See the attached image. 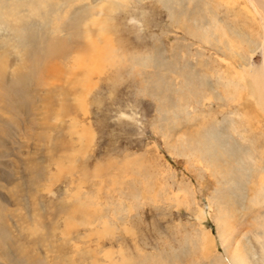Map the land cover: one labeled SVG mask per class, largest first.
I'll use <instances>...</instances> for the list:
<instances>
[{
  "label": "rangeland",
  "instance_id": "rangeland-1",
  "mask_svg": "<svg viewBox=\"0 0 264 264\" xmlns=\"http://www.w3.org/2000/svg\"><path fill=\"white\" fill-rule=\"evenodd\" d=\"M48 2L0 19V264H264V0Z\"/></svg>",
  "mask_w": 264,
  "mask_h": 264
},
{
  "label": "bare ground",
  "instance_id": "bare-ground-1",
  "mask_svg": "<svg viewBox=\"0 0 264 264\" xmlns=\"http://www.w3.org/2000/svg\"><path fill=\"white\" fill-rule=\"evenodd\" d=\"M19 1L20 0H14V3L7 4V7L5 5H3L2 3H0V19L2 21L5 22L6 19H7V17H9L14 12V10L16 9V7L18 5H22L23 7H25L26 8L25 11H26L27 14H29V15H33V14L38 15L39 12H40V10L44 9L48 5V3H49L48 0H28V1H23L22 2L23 4H20ZM71 1H73V0H59V2L62 5H64L66 2H71ZM55 2H56V4H58V0H55ZM107 2H108V4H110V6L112 8H117V6H119L117 4H114L113 3V0H107ZM86 10H84L83 15L81 16V23L79 25L83 24L85 22V20L90 15H91L90 17H92L93 19L91 21H88L87 23L83 24L84 25V27L82 26L84 28L83 30H80L82 27L80 28L78 26V28H75L74 31L73 30L71 31V29L68 30V28H66V26H63V23L62 22L59 24V26H58L59 30L61 32L66 33L67 34V37L66 38H63L62 37L63 39H54V40H52V42L50 44V56L47 55V58L43 62V59H44V57L46 55V53H45L43 55L44 57L42 56L43 58L41 60H39V63L40 64H42V62H43V67H42L43 69H44V67H47V70L50 72V70H52V68H50V64L48 65V62L50 61V59L51 60L54 59V58H63L64 59L65 57H67L71 53L70 50H71L72 47L70 48V46L68 45V43H69L68 39L69 38H72V37H80V38L86 39L89 42V44H92V48L90 50L91 53H92V56L93 55H98L99 46H97V42H98V39H100L102 37V35H103V29H102L101 26H99V28H98V25L97 24L102 22L101 21V17H100L102 11H101L100 8H98L97 10H93L92 12L90 10H87V11ZM97 15L99 16L98 20L96 19V16ZM111 15H112V13L109 12V14H108V18L109 19H110ZM11 28H12V26H11ZM76 41L78 42V40H76ZM76 41H75V43H76ZM79 41H80V39H79ZM81 41H83V40H81ZM72 43H74V41ZM76 44L78 45V43H76ZM86 45H87V43H85V46ZM80 46H82V45H80ZM107 46H108V48H110L111 51H114V49L112 48L113 47L112 44H109L108 43ZM94 58H96V57H93V59ZM78 59H79V61H78L77 67H80V68L82 67L83 69H86L87 66H89V64H87V66H85V62H84V59L85 58L84 57L79 56ZM54 70L55 69H53V71ZM255 192L260 194L261 189L260 190H259V188L258 189H255ZM260 231H262L261 232L262 234L264 233L263 230H260ZM261 246L264 247V240L261 242Z\"/></svg>",
  "mask_w": 264,
  "mask_h": 264
}]
</instances>
